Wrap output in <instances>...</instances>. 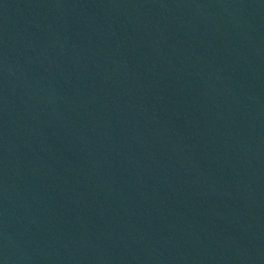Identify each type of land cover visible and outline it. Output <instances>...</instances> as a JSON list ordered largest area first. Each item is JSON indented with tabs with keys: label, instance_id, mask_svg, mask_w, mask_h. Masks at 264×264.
<instances>
[{
	"label": "water",
	"instance_id": "obj_1",
	"mask_svg": "<svg viewBox=\"0 0 264 264\" xmlns=\"http://www.w3.org/2000/svg\"><path fill=\"white\" fill-rule=\"evenodd\" d=\"M0 264H264V0H0Z\"/></svg>",
	"mask_w": 264,
	"mask_h": 264
}]
</instances>
